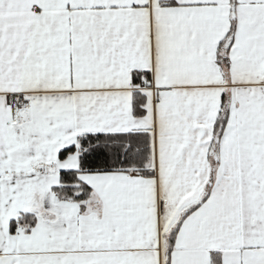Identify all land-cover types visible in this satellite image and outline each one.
Segmentation results:
<instances>
[{
    "label": "snow or ice",
    "instance_id": "1",
    "mask_svg": "<svg viewBox=\"0 0 264 264\" xmlns=\"http://www.w3.org/2000/svg\"><path fill=\"white\" fill-rule=\"evenodd\" d=\"M0 264H264V0H0Z\"/></svg>",
    "mask_w": 264,
    "mask_h": 264
}]
</instances>
